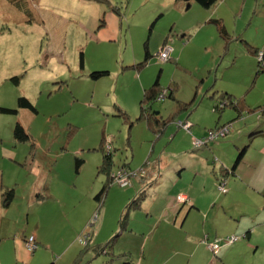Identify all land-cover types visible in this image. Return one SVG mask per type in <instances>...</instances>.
Here are the masks:
<instances>
[{
	"label": "rangeland",
	"instance_id": "1",
	"mask_svg": "<svg viewBox=\"0 0 264 264\" xmlns=\"http://www.w3.org/2000/svg\"><path fill=\"white\" fill-rule=\"evenodd\" d=\"M12 1L0 0V108H17L19 113L0 111V194L4 188H14L16 194L9 205L3 196L0 199V264H70L69 258L77 253L76 264H80L79 256L90 254L86 247L90 235L81 234L80 226L97 221L94 230L99 234L91 245L114 239V251L91 264H126L121 254L128 245L134 264H205L209 257L207 264H264V136L254 138L248 148L243 178L230 182L225 192L215 178L213 192V197L226 201L228 217L231 209L248 217L260 215L259 231L234 244L223 241L218 251L203 241L210 254L199 242L207 231L202 236L195 233L193 244L191 239L183 241L185 232L164 225L161 235L153 238V234L146 245L144 239L137 242L128 233L125 238L115 237L121 232L119 218L125 211V222L129 206L116 209L117 200L123 199L121 185L111 183L102 202L95 199L107 182V174L97 164L103 148L113 146V168L127 164L136 170L147 160L145 168L161 162L172 167L180 156L172 152L181 143L178 133L186 134L192 126L187 127V117L209 134L221 114V124H226L213 133L224 130L223 136L201 147L192 138L186 146L213 148L208 160L219 177L220 163L231 166L238 155L235 145L249 140L247 133L241 135L247 128L242 130L240 122L257 117L264 126V70L259 63L264 62V0H219L210 8L195 0ZM110 13L117 17L114 25L107 26L118 29L114 38L111 29L100 26ZM165 40L174 51L160 61L158 53ZM147 51L149 60L136 67ZM95 70L110 74L93 79L89 74ZM13 76L20 77L18 84ZM156 80L174 95L143 103L144 93L136 91L143 84L150 89ZM228 94L246 107L238 117L232 105L221 100ZM20 96L30 99L37 111L18 108ZM220 101L222 113L215 109ZM147 116L150 121H169L157 144H153L156 135ZM17 122L27 130L28 140L15 139ZM9 149L16 151L15 158ZM165 152L168 156H162ZM203 153L207 152L199 154ZM76 159L83 162L79 169ZM145 168L134 171L138 172L135 177L146 175ZM40 178H46L48 190L34 193L33 185ZM101 207L102 212L106 210L104 218ZM117 222L118 230L112 232ZM37 231L45 240H36L33 262H19L17 240ZM234 231L228 235H239L240 229ZM224 232L220 228L217 236L226 238L227 234L221 236Z\"/></svg>",
	"mask_w": 264,
	"mask_h": 264
},
{
	"label": "crops",
	"instance_id": "2",
	"mask_svg": "<svg viewBox=\"0 0 264 264\" xmlns=\"http://www.w3.org/2000/svg\"><path fill=\"white\" fill-rule=\"evenodd\" d=\"M190 6L191 4L189 5L188 8H190ZM103 18H104L103 27H106V30L111 29V32H110L111 37L113 38L116 37L118 34V29H116L115 26L107 28L108 25H114L115 22L117 21L116 14L110 13L109 19L105 18V16ZM164 45H166V43L165 44L163 43L162 48L164 47ZM80 66H81V63H80ZM148 88L149 87H146V85L143 84L141 89L136 91V94H140V93L143 94L146 92ZM164 91L168 93L171 92L169 89L163 88L161 93ZM168 96H170V94L166 95V97ZM157 100L158 98L156 99V101ZM159 101H162V100H159ZM24 110L27 111V109L23 108L22 111ZM235 112H236V116L238 117L239 115L238 111L236 110ZM256 118L253 120L244 122L243 125L241 124V122L245 121L246 118H244L240 122V127L242 130H245L246 128L248 129V130L246 129L247 132H245L246 130L240 131L241 135L244 133H247V135L245 136L249 137V140H240V142H238V144L235 145V149H234L235 154H238V152L245 146V144L248 145V148H249L254 138L264 136V132L257 133V134L254 133L257 130H264V126L260 122H258ZM186 119L189 120V122H191L192 126L190 128V131L187 130L189 134L188 133L186 134L178 133V136H179L178 140H180L181 143L177 145L178 149L172 151L173 154L180 155L179 159L175 161L176 164L171 167V166H167L168 163L161 162L159 165L147 166L146 175L141 176V177H133L129 188L128 186H121L120 193L123 195L122 196L123 199L120 198L121 200L120 199L117 200L116 209L118 210L119 208L122 209L124 206H126V204L127 206L129 205V207H131L132 209L126 208L128 212H127V216H126L124 223L122 221L123 220L122 217L124 216L125 211L121 214L119 221H118L121 227V232H119V234H117L115 237H117L118 235H121L122 237L125 238L128 233L131 236H135L134 239L137 240V242H140V240L144 239L145 240L144 244L146 245V243H148L149 239L152 237L153 234H154L153 238L161 235L162 226L164 225L166 227H169V226L172 227L173 230L177 229L178 231L185 232L183 234V237H184L183 241L187 239H191L188 241H190V243L193 244L192 240L194 239H192L191 237H193L195 233L196 235L202 236L203 235L202 233L204 231L209 232V233H205L209 242H213L215 238H219L217 236V233H219L220 228H225V232L221 236H225L226 234L228 235L230 233H235L234 230L236 228L240 229L239 235H243L249 232L248 237L251 236L252 231H255V232L259 231L258 229L259 227L257 225L261 224V223L258 224V221H261L259 220L260 215L259 216L252 215V217H248V216L242 215L241 213L242 211H237L235 209L231 211L232 210L231 209L230 216L228 217L227 208L225 206L226 201L213 197L214 185L216 183L215 178L219 181H221L222 179H225L226 186H229V187H230V182L233 183L232 181H237L239 177L241 179L243 178V173L245 170L244 168L245 161L247 159V152H249L248 149H247V152L243 160L237 166L236 169H232L234 161L231 164V166H227V165H230L229 163H225V162L220 163L221 166L219 167L220 168L219 170L221 172V176L219 177V173L217 172L216 167L212 168L208 160V157L210 156L209 155L210 153L208 152H211L213 148L212 150H209L210 147L208 146L207 148L191 150L189 148L190 145L186 146L187 142L191 143L192 138L194 142V139L196 138L200 139L208 135V133L205 130L197 126L195 127L194 123L188 117ZM220 119H221V114L219 116V119L216 121V125L226 124V123L221 124L222 122ZM232 124L234 125V123ZM172 130L173 128H170V131ZM163 135L164 133L161 134L160 136L156 135V140L155 142H153V144L155 143L157 144V142L162 141L161 137ZM175 135L176 133L172 134V137H175ZM182 142L185 144V146L183 145ZM203 150L207 153L199 154L203 152ZM222 150H225V149L222 148ZM9 152L11 153L10 156L12 158H15L17 156V153L15 150L11 151V149H9ZM162 156H168V153L165 152V154H163ZM97 160H98L97 164L99 168L103 162V156L101 155V157H99ZM148 161L149 160H147L146 162L144 161L143 163L144 165L142 164L141 165L142 167L140 168H145L144 166L148 164ZM213 165L218 166V163L217 164L214 163ZM124 168L135 170V168L131 167L130 165L129 167L126 166ZM120 169L121 167L114 168V172L115 171L118 172ZM230 170H233L234 173L230 172ZM187 177H191L192 180L190 181L187 180ZM1 179L2 177H0V188L3 183L2 182L3 180ZM47 183L48 182L46 181V178L38 179L33 185V192L36 193L44 189H47ZM236 188H237V185H236ZM33 192L31 194H34ZM0 195H1L0 199L2 200L3 193L1 192ZM37 196L39 198H42V194L40 193H38ZM179 196H184L185 199L182 200V202H180L178 200ZM130 203H131V206H130ZM102 208L103 207L99 209V212L103 210ZM104 212H102L103 214L100 213L99 219H101V214H102V218H104V215H105ZM225 217H228V218H225ZM155 221H157V223L155 225H152V222H155ZM167 221L170 222V224L165 223ZM97 222L96 224L86 223L84 226H80L79 230H81L80 232L81 234L88 232L90 235L89 236L90 242L86 245V247L89 249L87 251H90V254L87 256H79L80 264H91L95 258H99V256L101 255H104V254L107 255L111 253L112 251H114L113 244L115 242H112L113 246L109 247L110 251H106V249H103L105 248L103 246L107 242L91 245L92 239L95 238L96 235L99 234L98 232L99 230H97L96 228L94 230V227L97 226ZM118 222L111 229L112 232H116L118 230V226H119ZM245 222H247V224ZM208 223L210 224L208 225ZM102 224L103 223L101 221V226ZM250 224L251 225L255 224V226L251 227ZM153 227H156V228H153ZM214 231L216 232V235L213 234ZM31 235H34L35 239L39 240L40 242H43L45 240L44 237L42 236V233L38 231L36 233H32ZM122 237H121L122 241L127 242ZM27 238L28 237H24L22 239L19 238L16 242L17 243V252H16L17 259L19 262L28 261V263H32L34 260V254L30 253L29 250H27V247H26ZM111 241H114V239H112ZM171 241H172L171 239L168 241L169 243L168 245H171ZM199 242L202 243L205 249L209 252V250L206 248L207 246L206 243L204 244L203 240H200V239H199ZM71 244L68 245V249ZM129 246L130 245H128L127 248H129ZM127 248H126L127 251H123V253L121 254L122 257L124 258V259L122 258V260H124L126 264H134L135 261H134L133 255L129 252ZM193 248H195V246ZM142 249H143V252L145 253L144 247ZM181 251L183 252V254H185V251H183L182 248H181ZM223 256L225 258V255ZM77 259H78V253L77 255H73L72 257L69 258L70 264H75ZM209 259L211 258L209 257ZM209 259H207L205 264L209 262ZM211 262H216V261L212 260Z\"/></svg>",
	"mask_w": 264,
	"mask_h": 264
},
{
	"label": "trees",
	"instance_id": "3",
	"mask_svg": "<svg viewBox=\"0 0 264 264\" xmlns=\"http://www.w3.org/2000/svg\"><path fill=\"white\" fill-rule=\"evenodd\" d=\"M195 1L199 5H201L202 7H204V8H210L213 5H215L219 0H195ZM12 2L18 3L17 1H14V0ZM216 22L220 25L221 32L223 34H225L226 31H225L224 26H222L220 24V21L219 20L218 21L216 20ZM100 26H103V24H101ZM165 43H166V40H165L164 44ZM261 52L264 53V51H261ZM150 57H151V55L147 51L146 54H145L144 61L142 63L137 64L136 67H139V66L144 65V63L147 62ZM80 63H81V66L84 65V55H83V53H81ZM259 63H260V66L261 67L263 66V69L262 70H264V62H261V60H259ZM109 74H110V72L108 70H95V71L91 72L89 74V76L92 77L93 79H98V78H100L102 76H106V75H109ZM11 79L15 83H17V84L20 81V77L19 76H13ZM162 89L163 88H161L160 85H159V81L156 80L155 83H154V85L150 89H147L146 92L144 93V102L143 103L156 101V99H157L158 95L161 93ZM168 94H170V97L174 95V93L172 91L170 93H168ZM221 100H223V102L226 101L228 105H232V107L235 110H237L238 112H241V113L244 112V110L246 108V107L243 106L242 102L235 103L234 100H233V98H232V96H230V94H228L225 98L224 97H221ZM221 102L222 101L217 102V104L215 106L216 107L215 108L216 111H218L220 113H222V111H220L221 109L219 108ZM18 108H20V109L25 108V109L32 110L34 112L37 111L36 107L30 101V99H28V98H26L24 96H20L18 98ZM249 110L252 111L253 109H249ZM0 111L2 113L14 114V115H17L19 113V109H17V108L1 107L0 108ZM141 117H143V116H141ZM146 118H148V123L150 125V128L152 129V131L156 135H159L160 136L161 134L164 133V131L168 127L169 121H167V120H159L158 118H156L154 121H150L151 119H150L149 116H147ZM131 124H132V122H131ZM217 127H219V124L215 125V127L212 128L211 130H213V129L217 128ZM261 132H264V130H257L254 133L257 134V133H261ZM14 137H15V139H18L20 141H26L29 138V134H28L27 130L24 128V126L20 122H17L16 123L15 129H14ZM203 138H206V136L203 137ZM113 149H114L113 146H112L111 150H107L106 147L103 148V151H104V154H103V162H102V164L99 167V171L105 172L107 174L106 175L107 176V182L104 183V185L102 186V188L99 191V193L95 196V199L97 201H99V202H102L103 197L106 194V192H107L108 187L110 186V184L111 183L112 184L115 183L114 182L113 174L116 173V171L114 172V168H113V166H114V161H113L114 150ZM247 149H248V145L244 146L239 151V153H238V155H237V157H236V159L234 161V164H233L232 169H236L237 166L241 163V161L243 160V158H244V156H245V154L247 152ZM82 165H83L82 160L81 159H76V167L79 169ZM122 166H120V167L121 168H124L126 166L129 167V165H127V164H124ZM126 170H130V169L127 168ZM230 172H233L234 173L233 170H230ZM222 180H225V179H222ZM219 182H221V181H219ZM14 198H15V189L14 188H4V191H3V201H4V203L9 205L13 201ZM130 206H131V204H130ZM128 208H130V207L128 206ZM122 218H124V216ZM248 233H245V235H246L245 237L248 236ZM245 237H243V238H245ZM205 238H206L207 242H209L207 236L204 237V239ZM204 239H203V241H204ZM216 239H219V238H216ZM112 242L113 241H110L109 243L105 244L103 246L105 248H103V249H106V248L109 249V247L112 246ZM221 242H223V240ZM221 242H220V245H221ZM220 249H221V246H220ZM51 264H53V263H51Z\"/></svg>",
	"mask_w": 264,
	"mask_h": 264
},
{
	"label": "built area",
	"instance_id": "4",
	"mask_svg": "<svg viewBox=\"0 0 264 264\" xmlns=\"http://www.w3.org/2000/svg\"><path fill=\"white\" fill-rule=\"evenodd\" d=\"M172 51H173V48L170 45H167V44L164 45V47L158 53L159 54V56H158L159 60L160 61H166L170 57ZM167 94H168V92H166V91L162 92L159 95V97H157L158 100L165 99ZM183 123L184 122L181 121L179 126H182ZM188 123H189V125L187 127H189L191 125L190 122H188ZM230 127L231 126L229 125V128H227L228 131H230ZM188 131H190V130H188ZM220 134H222V136H223L224 135V130H221L220 133H215V134L213 133V130H211L209 132V134H208L209 138H200V139L196 138V139H194V145L197 146V147H201V145L211 141L213 138H215L216 136H218ZM134 171H136V170H126V169L121 168L118 172L113 174L114 182L120 184L121 186H129L130 185V177H135L138 174V172H134ZM142 173L146 174L145 171H142ZM218 187L223 192L227 191V189H226V180H221V182H219V184H218ZM184 199H185L184 196H179L178 197V200L180 202H182V200H184ZM245 236H246L245 234H243V235H228L224 239L223 238H219V239H216L213 242H207L206 238L204 239V241L208 243V246H209L210 249H212L213 251H218L220 249V242L222 240L225 243H227V244H230V243L233 244V243L237 242L238 240H240L241 238H243ZM35 242H36V239H35L34 235H31L26 240V247L32 253L35 251V248H36V243Z\"/></svg>",
	"mask_w": 264,
	"mask_h": 264
},
{
	"label": "water",
	"instance_id": "5",
	"mask_svg": "<svg viewBox=\"0 0 264 264\" xmlns=\"http://www.w3.org/2000/svg\"><path fill=\"white\" fill-rule=\"evenodd\" d=\"M189 7V6H188Z\"/></svg>",
	"mask_w": 264,
	"mask_h": 264
}]
</instances>
